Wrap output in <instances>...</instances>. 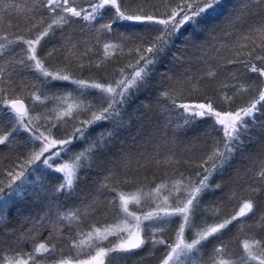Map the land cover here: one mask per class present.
Masks as SVG:
<instances>
[{"label":"snow or ice","instance_id":"6c2138e0","mask_svg":"<svg viewBox=\"0 0 264 264\" xmlns=\"http://www.w3.org/2000/svg\"><path fill=\"white\" fill-rule=\"evenodd\" d=\"M222 0H88L87 7L77 3V0H12L2 6L0 11V58H5V54L17 57L14 60L4 59L5 64L18 66L28 71H33L43 77L45 81H67L77 86L79 95L73 96L71 92L62 95H53L51 99L58 102L57 107L50 111L53 116H46L45 119H53L56 122L64 120L65 117L76 122L73 132L66 138H56L53 136L51 128L46 129L48 135L43 132L36 134V130L29 127L33 120H39L40 116L29 114L23 101L16 98H6L8 92L15 87H24L17 85L12 79L7 80V87H4L5 74L7 68H0V104L6 105L14 114L16 124L10 128H5L0 124V145L11 143L10 137L22 126L26 132L32 133V139L41 141L39 150L32 151L27 159L16 165V168L7 171L6 180H0V201L7 203L5 197L21 193V186L16 185L19 180L21 185L27 182L26 165L33 164L40 160L45 153H49L43 160L48 168H52L50 163L54 157H58L61 152H66L68 145L73 139H86L90 135L89 128L101 122H110L112 129L101 132L94 141L89 144L88 149L73 156L71 162L64 163L55 168L56 172L63 173V182L60 183L55 191H71L77 181L81 168L91 166L90 162L98 151H106L107 145L117 134V129L124 126V105L131 98L134 90L149 85V78L152 75L153 67L159 63L160 58L166 55L167 49L173 42V37L180 33L181 29L191 23L198 26L199 20L204 16L215 12ZM113 9L114 14L109 22L101 24L97 31L103 30L106 33L113 31V25L117 21L131 22L132 25L140 26L141 31L133 35H121L119 43L108 42L104 44V52L107 55L119 52L124 54L127 48L129 56L135 55L137 58L134 63H128L123 67L116 69L118 78L106 80L105 82L87 81L75 79L71 64L72 61L65 57L67 63L64 66L54 65L51 69L45 67L44 58L37 53V48L41 41L53 32L54 27L63 29L65 26L71 27L77 19L86 21H95L102 15V10ZM162 9V10H161ZM256 16L260 23L248 28L246 32L241 33L237 44L231 46L236 59H228V64H242L247 72L256 74L248 83H238L232 85L235 92L232 95L223 93V100L231 104L234 97L241 92L257 90V94L245 105L228 109L226 111L217 110L214 102L205 92V80L215 79L217 71L209 68L203 76L193 78L188 75L183 79L169 80L165 90L160 95L171 102L172 107L183 109L185 115L184 123L189 124L198 117H212L214 124L212 130L206 133L207 140L198 146V156H189L188 159L181 161L177 159V151L174 147L167 149V156L160 160L157 155L151 153H137L139 159L135 161L138 169H145L153 161L157 166L164 164L171 167H177L183 162L189 168H195L196 171L191 176L179 174V179H173L171 188L165 182L156 185L148 193L154 197L155 208L143 215V220L151 221L147 230L150 233L147 237L141 235L145 228L141 226V218L135 213L129 212L128 197L123 192H117L115 188L111 189L117 192L116 205L120 212L124 214V223H128V217L131 216L135 222L134 229H121L125 235H119L113 232L112 226L103 228L92 226L88 232H77L75 236L69 235L66 238L67 246L76 250V259L73 262L71 257L51 259L50 264H105V257L110 253L131 254L137 249H141L145 244L150 243L153 247L165 245L164 252L159 264H185L181 260L182 256H188L193 251L200 252L201 246L211 237L221 239L224 230L237 222L248 224L252 219L253 224L250 227H256L264 232V198L257 200L256 197L264 193V121L257 122V113L264 116V0H241L237 10L231 14L221 26L219 31L225 35H232L231 29L241 22H246L250 17ZM45 17L50 22L45 23ZM13 19L22 20L26 31L34 33L26 38L23 35L9 33L6 28L17 29L19 25L11 23ZM39 29V30H37ZM10 35L14 38L10 39ZM215 38V37H214ZM69 41L71 37L68 38ZM22 44L26 47L20 49L17 53L12 46ZM75 44L68 48V55L73 54ZM228 47V45H224ZM246 49V50H245ZM56 49L48 51L47 57H52ZM196 56V53H193ZM245 57V59H239ZM79 59V58H77ZM174 59H177L174 57ZM83 68L84 65L79 63ZM89 67H92L89 65ZM96 68H101V62H97ZM16 69L13 68V71ZM10 75V73H9ZM163 79V78H162ZM233 79L235 75L233 74ZM229 85H221V88H227ZM94 89L96 95L95 101L86 99V91ZM196 94L198 99L204 102L197 103H177L178 99H186ZM33 101L49 99L43 96L38 90L29 93ZM259 106V107H258ZM81 114H86V119H81ZM27 119V122L25 120ZM56 124L53 123L52 127ZM256 128V136L251 135L252 129ZM255 145L254 153H247L249 145ZM57 149L56 151H52ZM187 151V150H186ZM153 153H158L157 147L152 148ZM240 154L250 163L246 174L249 175L251 183H247L244 192L248 193L247 198L239 197V203L230 216L218 217L214 222L208 223L206 220L200 224L195 223L197 216H203L207 212L217 215L221 212L219 207L210 206L205 208L202 204V196L210 185V178L214 174H222L229 167L234 157ZM112 167L107 170L105 181H119L128 183L130 179L131 161L128 157H121L116 161H110ZM239 173L236 176V183L239 186ZM15 185V187H14ZM107 187V183L104 185ZM216 189H221L222 185H214ZM6 189L11 190L6 193ZM167 189V194L162 190ZM143 189H138L133 197L139 203ZM255 194V195H253ZM238 194L233 192L232 199H237ZM172 200V202H170ZM115 203V201H112ZM95 204H89L88 209H94ZM255 209V210H254ZM79 212H71L61 217L64 220H79ZM173 218H179L175 233V240L169 243L162 235L168 225L176 223ZM241 218H247L241 220ZM4 217L0 215V221ZM185 228L194 232L193 238L188 241L185 239ZM31 231V230H30ZM61 229L54 226L44 242H34L30 252L21 254L17 252L15 256L0 257V264H46L49 257L57 252L55 242L49 244L48 241H54L59 238ZM71 231V229H70ZM109 235L118 236L117 241L111 246L105 248L99 246L102 241L108 240ZM20 238L27 239L22 235ZM242 255L238 259L233 258L227 251V245L221 242L214 247L212 254L203 264H264V239L257 238L255 235L248 236L240 242ZM90 249L91 251H87ZM59 251L63 252V248ZM192 264H196L193 261Z\"/></svg>","mask_w":264,"mask_h":264},{"label":"trees","instance_id":"16d2710c","mask_svg":"<svg viewBox=\"0 0 264 264\" xmlns=\"http://www.w3.org/2000/svg\"><path fill=\"white\" fill-rule=\"evenodd\" d=\"M10 2L12 0H0V11H2L3 5ZM77 3L87 7L88 0H77ZM240 3L241 0H222L215 12L199 20L198 26L189 23L173 37V42L167 49L166 55L162 56L159 63L153 67L149 85L134 90L131 98L124 105V126L117 129V134L107 145L106 151L96 153L90 162V167L85 166L80 169L78 173L80 179L71 191H55L56 187L63 182L62 173L56 172L53 168H48L39 160L26 165L27 182L20 185L21 193L12 196L9 204H4L3 212H0V215L4 217V220L0 221V257L15 256L17 252L21 254L30 252L33 243L44 242L54 226H58L62 231L58 239L48 241L49 244L53 242L57 244V252L49 257L46 264H50V260L54 257H71L75 261L76 250L67 246L66 238L69 235L75 236L80 231H91L93 225L99 228L112 226L113 232H118L121 236L125 235L120 230L134 229L135 222L129 216L127 218L128 223H124V214L116 206L119 203L116 200L117 192H123L128 197L129 212L135 213L141 218V226L145 228L141 235L145 237L150 235L147 227L152 222L143 220V215L152 211L158 201L153 199L155 194L150 197L148 193L162 182L167 183L171 188L172 180L179 179L180 173L191 176L196 169L187 167L183 162L177 167H171L164 164L157 166L153 161L141 170L137 168L135 163L139 159L137 153L147 151L154 156L158 154V158L164 160L167 156V149L174 147L177 151L176 158L181 161L188 159L189 156H198V146H202V142L207 140L206 133L212 130L214 124L212 117H198L193 122L185 124L184 119L187 114L183 113V109L172 107L171 102L160 95L165 90L167 82L183 79L188 75L193 78L203 76L209 68L217 71V77L212 80H205L204 84L206 85L205 92L214 102L213 106L219 111L245 105L257 94L258 89L241 92L234 97L231 104L226 103L222 98L223 93L232 95L235 92L232 85L248 83L256 75L247 72L242 64H228L227 61L228 59H236L230 48L237 44L241 33L246 32L251 26L259 24L260 19L252 16L246 22L237 24L231 29L232 35H225L224 32L219 31L228 17L237 10ZM113 14L114 10L107 8L102 10V15L95 21L77 19L71 27L65 26L63 29L54 27L53 32L45 37L37 48L38 55L44 58L45 67L51 69L54 65L64 66L67 63L65 57L68 56L72 61L71 70L75 79L103 83L106 80L118 78L116 69L128 63H134L137 57L135 55L129 56L127 48H125L123 55L119 52L113 54L111 51L106 55L104 44L108 42L119 43L121 35H133L141 31V28L132 25L131 22L117 21L113 25L111 33H106L103 30L97 31L101 24L109 22ZM47 22H50V19L45 17V23ZM11 23L18 24L19 28L18 30L6 28L5 30L9 33L14 32L16 35H23L26 38L34 34L25 30L27 25L22 20L13 19ZM69 37H71L70 41ZM9 38L12 39L14 36L10 35ZM72 44H75L76 47L72 50L73 54L69 56L67 50ZM224 45H228V47H224ZM23 47L26 46L22 44L12 46L17 53ZM52 49H56L53 56L47 57L48 51ZM193 53H196V56H193ZM5 58L14 60L17 57L6 53ZM5 58H0V68L8 69L3 86L7 87L8 79H12L17 85H25L24 87H15L8 92L6 98L22 99L30 115L41 117L39 120H33L29 127L36 130V134L43 132L48 135L46 129L51 128L54 137H68L73 132L74 127L77 126L74 120L65 117L64 120L56 122L44 117L54 115L50 110L57 107L58 102L51 99L53 95L71 92L73 96H77L79 95L77 86L67 81H45L36 72L5 64ZM239 59L242 60L245 57H239ZM98 61L101 62V68L105 70L101 71L95 67ZM79 63H82L84 67L80 68ZM13 68L16 70L13 71ZM233 74L235 79H233ZM221 85H229V87L221 88ZM37 90L49 99L44 100L43 103L34 102L29 93ZM96 95L94 89L86 91V99L89 101H95ZM189 101L204 102L194 94L190 98L178 99L177 103ZM256 116L257 122L264 121V116L260 113H257ZM80 118L86 119L87 116L81 114ZM53 123L56 124L55 127H52ZM0 124H3L6 129L16 124L14 114L3 104H0ZM111 129L112 124L110 122H101L91 126L89 128L90 135H87L86 139H73L72 143L66 146V152H61L58 157H54L52 165L71 162L73 156L88 149L89 144L101 132ZM257 133L258 130L253 128L251 135L256 136ZM10 140L11 143L0 145V180L8 179L7 171L9 169L15 168L18 171L16 165L25 161L30 152L36 150L39 144V141L32 139V133L26 132L22 126L18 127ZM154 146L157 147L158 153L152 152ZM255 151L256 146L251 144L246 149L247 153H254ZM121 157L130 159L131 171L129 176L135 178L130 179L128 183L105 181L107 170L112 167L110 161H116ZM231 164L232 166L225 172L214 174L210 178L209 183L212 187L206 190L201 198L205 208L215 206L219 207L221 212L213 215L209 211L203 216H197L195 218L196 224H200L204 220L212 223L218 217L230 216L239 203V197L247 198L248 193L244 192V188L247 183H251L250 174H246L251 165L240 154L233 158ZM237 173L241 178L239 186L236 183ZM18 183L19 180L16 181V184ZM105 183H107V187L104 186ZM217 183L222 185L221 189L214 187ZM113 188L117 192L111 191ZM141 188L143 193L139 203H137L133 197ZM5 191L8 193L11 190L6 189ZM162 192L167 194V189L162 190ZM233 192L238 194L237 199H232ZM6 198H8L7 195ZM262 198H264V193L256 197L257 200ZM89 204H95L94 209L89 210ZM71 212H79V220L61 219L62 216ZM173 219L176 223L168 225L162 234L169 243L175 240L179 222V218ZM244 219L247 218H241V220ZM252 224V219L248 220L247 225L240 224L239 226L234 221L233 225H229V228L224 230L221 239L209 238L201 246L200 252L193 251L186 257L182 256L181 260L185 264H192L193 261H196V264H203L212 254L214 247L221 242L227 245V251L232 257L238 259L242 255L241 240L252 235L264 239V232L256 227H250L249 225ZM25 234L27 239L20 238ZM184 236L186 240L190 241L194 232L185 228ZM117 239L118 236L109 235L108 240L102 241L99 246L107 248L114 244ZM61 248H63V252L59 251ZM87 251L91 250L88 249ZM165 251V245L153 247L148 243L131 254L110 253L108 257H105V264H159Z\"/></svg>","mask_w":264,"mask_h":264},{"label":"rangeland","instance_id":"374dc122","mask_svg":"<svg viewBox=\"0 0 264 264\" xmlns=\"http://www.w3.org/2000/svg\"><path fill=\"white\" fill-rule=\"evenodd\" d=\"M183 103H197V102H194V101H189V102H183ZM40 133V132H39ZM38 133V134H39ZM37 134V135H38ZM41 141H39V144L37 145V151L39 150V147H40V145H41ZM57 149H54V150H52V151H56ZM31 153V152H30ZM49 155V153H45L44 154V156H42L41 158H40V162L42 163V164H44L43 163V160L45 159V157H47ZM50 163H52V161H50ZM64 163H66V162H64ZM64 163H62L61 162V164L60 165H53V169H55V168H57V167H60V166H62ZM45 165V164H44ZM45 166H47V165H45ZM63 174V173H62ZM16 185H21V182L19 181V183L18 184H16ZM15 187V186H14ZM21 190H22V188H21ZM15 194H13V195H11L10 197L8 196V198H6V201H7V203L6 204H9V202L11 201V197L12 196H14ZM5 203L4 202H2V201H0V212H3V208H4V205ZM55 259H59V258H61V257H54ZM53 259V258H52ZM51 261V260H50ZM74 262V261H73Z\"/></svg>","mask_w":264,"mask_h":264},{"label":"water","instance_id":"95a60500","mask_svg":"<svg viewBox=\"0 0 264 264\" xmlns=\"http://www.w3.org/2000/svg\"><path fill=\"white\" fill-rule=\"evenodd\" d=\"M19 99V98H18ZM20 100H22V99H20ZM23 101V100H22ZM23 104H24V101H23ZM24 106H25V104H24Z\"/></svg>","mask_w":264,"mask_h":264}]
</instances>
